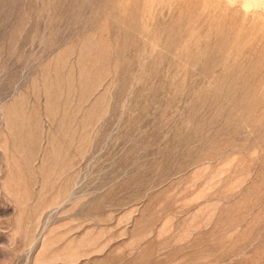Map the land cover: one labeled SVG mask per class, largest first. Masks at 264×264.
Instances as JSON below:
<instances>
[{
  "label": "rangeland",
  "instance_id": "1",
  "mask_svg": "<svg viewBox=\"0 0 264 264\" xmlns=\"http://www.w3.org/2000/svg\"><path fill=\"white\" fill-rule=\"evenodd\" d=\"M0 264H264V0H0Z\"/></svg>",
  "mask_w": 264,
  "mask_h": 264
}]
</instances>
